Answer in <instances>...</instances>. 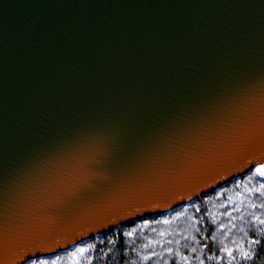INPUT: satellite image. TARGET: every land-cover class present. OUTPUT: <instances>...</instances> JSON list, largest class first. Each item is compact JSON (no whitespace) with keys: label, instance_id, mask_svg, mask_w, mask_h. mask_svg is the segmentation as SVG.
Returning a JSON list of instances; mask_svg holds the SVG:
<instances>
[{"label":"water","instance_id":"obj_1","mask_svg":"<svg viewBox=\"0 0 264 264\" xmlns=\"http://www.w3.org/2000/svg\"><path fill=\"white\" fill-rule=\"evenodd\" d=\"M262 164L264 0H0V264Z\"/></svg>","mask_w":264,"mask_h":264},{"label":"trees","instance_id":"obj_2","mask_svg":"<svg viewBox=\"0 0 264 264\" xmlns=\"http://www.w3.org/2000/svg\"><path fill=\"white\" fill-rule=\"evenodd\" d=\"M24 264H264L256 168L192 202Z\"/></svg>","mask_w":264,"mask_h":264},{"label":"snow or ice","instance_id":"obj_3","mask_svg":"<svg viewBox=\"0 0 264 264\" xmlns=\"http://www.w3.org/2000/svg\"><path fill=\"white\" fill-rule=\"evenodd\" d=\"M257 171L259 172V174H260L261 176H264V164H262V165L257 169Z\"/></svg>","mask_w":264,"mask_h":264}]
</instances>
